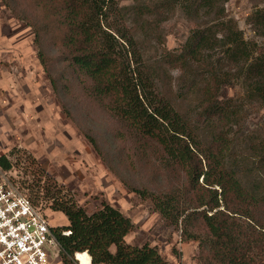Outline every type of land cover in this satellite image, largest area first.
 <instances>
[{
  "label": "trees",
  "instance_id": "1",
  "mask_svg": "<svg viewBox=\"0 0 264 264\" xmlns=\"http://www.w3.org/2000/svg\"><path fill=\"white\" fill-rule=\"evenodd\" d=\"M5 1L33 27L38 57L58 95L75 106L96 102L116 124L113 139L124 144L131 161L142 157L152 165L155 158L159 186L124 181L150 198L166 225L182 230L183 240L198 241V263L264 264V116L259 130H234L242 123L244 102L223 96L227 85L237 83L247 99L264 104V51L227 13L229 0L140 6L118 0ZM178 5L203 23L181 49L146 57L147 40L161 41L154 16ZM249 22L264 34V7L255 8ZM56 62L77 79L79 92L67 73L55 76ZM173 65L182 69L179 84L169 82ZM188 97L190 106H184ZM89 131L86 136L102 153L97 134ZM13 164L9 155H0L5 170ZM46 183L43 196L33 189L29 196L36 204L42 197L51 200L50 207L67 217L55 229L60 264H73L76 252H88L92 264H171L158 246L127 241L135 224L118 206L103 200L90 211L51 176Z\"/></svg>",
  "mask_w": 264,
  "mask_h": 264
},
{
  "label": "rangeland",
  "instance_id": "2",
  "mask_svg": "<svg viewBox=\"0 0 264 264\" xmlns=\"http://www.w3.org/2000/svg\"><path fill=\"white\" fill-rule=\"evenodd\" d=\"M159 1L118 0L121 6L155 5ZM257 7H264V0H229L226 4L227 13L238 20L245 37L257 41L259 51L263 52L264 34L249 22ZM163 11L154 16L159 22L161 41L155 36L147 40L143 52L146 57H159L168 50L181 49L191 30L203 23L188 17L179 5L166 13ZM222 33H226L224 29ZM143 35L144 32L138 30L137 36L143 38ZM218 58L219 53H216L213 59L216 62ZM168 71L170 84H179L182 69L173 65ZM61 73H67L76 92L81 90L67 66L56 62L54 74ZM223 91V96L244 102L242 123L235 125L234 130L261 129L264 104L247 99L237 83L227 85ZM191 100L188 97L184 106H190ZM115 127L112 118L96 102L75 106L64 93L58 95L38 57L33 27L18 17L5 0H0V155H9L14 163L7 175L28 195L33 189L42 196L47 176H51L58 188L90 211L107 200L132 218L135 228L126 237L129 243L150 242L158 246L171 264H199L198 241L183 240L182 230L166 225L153 201L142 198L124 181L156 188L160 185V176L156 178L154 157L152 165L142 157L134 162L128 158L124 144L113 139ZM91 129L97 134L103 154L86 136V131ZM50 203L51 200L43 197L40 201L57 227L66 225V215L54 211ZM54 253L58 256L57 248ZM58 262L56 258L54 264ZM73 264H80L76 255Z\"/></svg>",
  "mask_w": 264,
  "mask_h": 264
},
{
  "label": "built area",
  "instance_id": "3",
  "mask_svg": "<svg viewBox=\"0 0 264 264\" xmlns=\"http://www.w3.org/2000/svg\"><path fill=\"white\" fill-rule=\"evenodd\" d=\"M6 172L0 166V264H54L56 258L60 261L62 245L56 235L57 226L42 205L36 204Z\"/></svg>",
  "mask_w": 264,
  "mask_h": 264
},
{
  "label": "bare ground",
  "instance_id": "4",
  "mask_svg": "<svg viewBox=\"0 0 264 264\" xmlns=\"http://www.w3.org/2000/svg\"><path fill=\"white\" fill-rule=\"evenodd\" d=\"M76 258L79 260L80 264H92L91 256L88 252H77Z\"/></svg>",
  "mask_w": 264,
  "mask_h": 264
}]
</instances>
